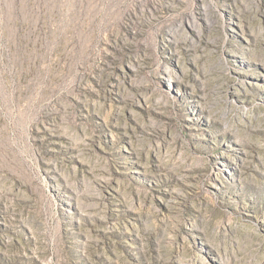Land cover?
Returning <instances> with one entry per match:
<instances>
[{
    "label": "rangeland",
    "instance_id": "obj_1",
    "mask_svg": "<svg viewBox=\"0 0 264 264\" xmlns=\"http://www.w3.org/2000/svg\"><path fill=\"white\" fill-rule=\"evenodd\" d=\"M0 264H264V0H0Z\"/></svg>",
    "mask_w": 264,
    "mask_h": 264
}]
</instances>
